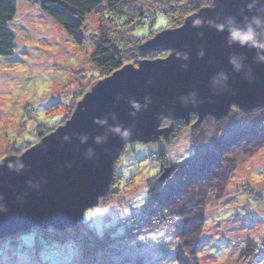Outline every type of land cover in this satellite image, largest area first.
I'll return each mask as SVG.
<instances>
[{"label": "water", "instance_id": "water-1", "mask_svg": "<svg viewBox=\"0 0 264 264\" xmlns=\"http://www.w3.org/2000/svg\"><path fill=\"white\" fill-rule=\"evenodd\" d=\"M248 27L264 44V0H212L140 45L135 66L99 79L63 125L0 160V239L74 228L109 193L126 145L169 140L192 114L190 129L264 107V49L230 38Z\"/></svg>", "mask_w": 264, "mask_h": 264}, {"label": "rangeland", "instance_id": "rangeland-1", "mask_svg": "<svg viewBox=\"0 0 264 264\" xmlns=\"http://www.w3.org/2000/svg\"><path fill=\"white\" fill-rule=\"evenodd\" d=\"M39 1L16 0V15L10 23L15 34L14 54L0 56V160L20 155L38 142L41 135L49 134L70 118L83 95L103 78L91 62L100 30L119 28L114 19L107 17L105 9L93 12L82 28L83 40L77 44L61 26L42 13ZM163 2L168 3V0H135L136 10L133 11L157 12ZM177 12L168 17L171 22L177 20ZM166 22L165 17L159 16L151 24L135 25L133 32L147 35L135 40V44L140 46L153 38ZM117 35L125 36V30L119 29ZM128 46L130 49L123 51L125 64L135 66L142 58L134 53L132 41ZM165 55L166 52L155 53L156 57ZM261 108L264 107L255 110ZM195 121L193 114L188 125L178 121L184 131L172 143L167 144L169 139L126 145L114 164L117 177L112 178L109 193L97 207L86 212L79 224L87 226L90 222L97 229L104 224L120 227L119 221L138 214L150 200L147 192L150 185L157 183L170 169L162 164L179 163L191 154L189 133L195 129H190ZM161 126L167 127L169 123L164 121ZM160 154L163 157H159ZM239 164L223 197L222 206L228 214L215 219L213 212L220 209L214 205L207 211L210 224L202 232L206 243L203 253L199 254V264H264L258 255L243 254L246 244H258L264 237V147ZM115 233L121 235L122 230ZM159 234L147 249L152 258L162 249L156 239L169 245L172 241L164 240L162 232ZM80 254L78 242L48 241L38 229L0 240V264H80ZM164 264L175 263L170 259Z\"/></svg>", "mask_w": 264, "mask_h": 264}, {"label": "trees", "instance_id": "trees-1", "mask_svg": "<svg viewBox=\"0 0 264 264\" xmlns=\"http://www.w3.org/2000/svg\"><path fill=\"white\" fill-rule=\"evenodd\" d=\"M134 1L40 0L39 8L77 44H81L83 40L81 31L87 17L105 9L107 17L114 19L119 28L109 31L101 29L95 40L91 62L104 77L127 65L123 51L130 49L128 42H133L134 53L142 58L135 40L146 38L147 35L133 32L135 25L143 27L161 16L167 22L157 32L175 29L187 16L211 4V0H168V3L163 2L158 7L157 12L149 13L141 9L136 13L133 11L136 10ZM174 11H178L179 16L175 22H171L168 17ZM15 15L16 0H0L2 57L14 54L15 34L10 29V23ZM130 21L132 23L128 26ZM119 29L125 30V36L117 35ZM145 58L158 57L155 53H150ZM246 115L248 119H244ZM209 119L205 118L197 128L190 131L191 154L179 163L166 161L167 164H162L170 169L148 188L149 202L138 214L119 221L120 227L114 225L112 228L104 224L97 229L89 222L87 226L79 224L70 228L71 230L47 229L41 231L42 234L48 241L78 242L81 248L80 264H164L170 259L175 264H199V254L203 253L202 248L206 243L202 232L210 224L208 209L211 205L220 209L214 210L215 219L228 214L222 206L225 203L223 197L227 194V185L231 182L234 171L242 159L252 157L264 147V108L249 113L236 111L229 119L217 122ZM183 131L181 124L175 122L167 144L174 142ZM161 154L159 157H163ZM113 177H117L115 173ZM117 230H122L121 235L115 233ZM161 232L164 240L172 239L171 246L156 239V244H162V249L152 258L147 249ZM243 252L244 256L258 255L264 263V237L258 244H246Z\"/></svg>", "mask_w": 264, "mask_h": 264}, {"label": "clouds", "instance_id": "clouds-1", "mask_svg": "<svg viewBox=\"0 0 264 264\" xmlns=\"http://www.w3.org/2000/svg\"><path fill=\"white\" fill-rule=\"evenodd\" d=\"M196 23H198V21ZM255 36L256 34L251 27H248L244 31L234 30L230 33V38L233 41H238L241 45L249 44L252 47L264 49V44L259 43L256 40ZM261 59H264V58H261ZM239 67L240 66L237 64L236 69L239 70ZM116 131H119V129H116Z\"/></svg>", "mask_w": 264, "mask_h": 264}, {"label": "bare ground", "instance_id": "bare-ground-1", "mask_svg": "<svg viewBox=\"0 0 264 264\" xmlns=\"http://www.w3.org/2000/svg\"><path fill=\"white\" fill-rule=\"evenodd\" d=\"M113 176H114V168H113ZM112 180H113V179H112ZM84 216H85V214H84ZM81 222H82V221H80L79 223H81ZM79 223H78V224H79ZM78 224H77V225H78ZM77 225H76V226H77ZM76 226H75V227H76ZM75 227H74V228H75ZM68 229H69V228H68ZM64 230H66V229H64ZM64 230H62V231H64Z\"/></svg>", "mask_w": 264, "mask_h": 264}]
</instances>
